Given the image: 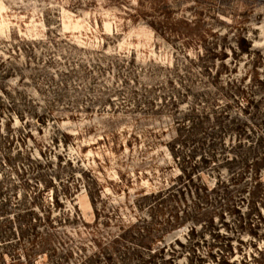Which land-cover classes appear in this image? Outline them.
<instances>
[{"label": "rangeland", "instance_id": "374dc122", "mask_svg": "<svg viewBox=\"0 0 264 264\" xmlns=\"http://www.w3.org/2000/svg\"><path fill=\"white\" fill-rule=\"evenodd\" d=\"M263 155L264 0H0V178L11 226L31 232L30 217L44 236L19 245L0 228V264H121L132 241L101 247L149 218L138 198ZM234 192L241 211L165 264L261 261L264 235L233 231L241 213L264 219V195L255 210ZM189 225L158 235L185 242Z\"/></svg>", "mask_w": 264, "mask_h": 264}, {"label": "trees", "instance_id": "16d2710c", "mask_svg": "<svg viewBox=\"0 0 264 264\" xmlns=\"http://www.w3.org/2000/svg\"><path fill=\"white\" fill-rule=\"evenodd\" d=\"M263 158L264 155L258 160H253L250 164L246 156L240 157L241 166L237 168V159L227 156L222 158V161H224L222 165L226 167L228 174L227 176H223L220 174V170L211 186H208L201 180L199 171L196 170L194 172L192 171L193 168L189 171L183 169L166 187L156 192H150L149 194L143 195L140 199H137L138 205L148 210L149 218H140L133 224L127 225L126 227L122 226L121 231L102 246L101 249L105 247L113 249L121 242L127 240L132 241L135 247L131 250L129 247H126L127 249L121 264H130L131 259H135L132 262L133 264L173 263L175 258L180 254H184V252L188 251V254H196L198 241L207 232H211V229L216 228L215 216L221 221V219H224L226 211H241L240 205L238 206L240 202L233 201L235 190L236 192H248V196L250 197L248 206L251 209L254 208L257 210L256 203H258V198L260 197L259 193H263L262 195H264V182L260 179L261 173L259 170V165ZM205 159L212 165L211 167L218 168L220 166L212 160L214 156H209ZM250 175L251 177L247 178ZM252 179L253 181L251 182ZM4 187L5 181L3 178H0V228L11 226V221L14 217V215H10V210L7 208L8 198L6 194L4 195L6 189ZM244 199L241 198V203ZM171 201L177 203L178 207L172 205L170 203ZM188 201L192 203L189 206L190 210H187ZM179 203L185 206L181 208ZM180 210L182 211L181 214H179ZM28 214L30 216V213ZM158 214L162 219L157 223L156 218ZM240 215V218L246 221L243 224L239 223L238 228L234 229L233 232L235 235H239L242 232H248L257 238L264 235V219L262 217H259L258 223L253 225L248 220V217H243L242 213ZM23 218H27V227L31 229V232H28L25 228H20L18 234L13 226H11L9 232L6 235H2L1 238L3 241L13 238L16 239L15 241L19 245L22 243L33 245L44 241V236L37 231V225L33 219L30 217H22L21 219ZM49 219V216H46V220ZM186 221H189L190 225L185 242H180L177 239L173 241L179 245V249L175 247V243L173 242H163V236L158 235L167 226ZM223 222L226 223L225 219ZM197 226H200V228L197 229ZM230 253L227 255H230ZM167 254L168 256H166ZM258 254L261 258L258 264H264V243L259 248ZM255 257L253 256L254 259H256ZM95 258L97 259L96 256ZM194 258L197 257L194 256ZM32 263L29 260L28 264ZM229 263L227 256L220 261V264ZM49 264L67 263L56 260L51 261ZM80 264H95V260L88 259Z\"/></svg>", "mask_w": 264, "mask_h": 264}]
</instances>
